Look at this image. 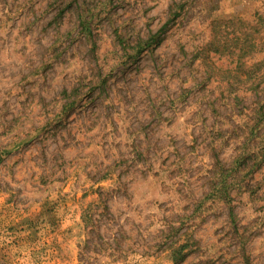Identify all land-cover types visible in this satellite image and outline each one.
Here are the masks:
<instances>
[{
    "label": "rangeland",
    "instance_id": "1",
    "mask_svg": "<svg viewBox=\"0 0 264 264\" xmlns=\"http://www.w3.org/2000/svg\"><path fill=\"white\" fill-rule=\"evenodd\" d=\"M0 264H264V0H0Z\"/></svg>",
    "mask_w": 264,
    "mask_h": 264
},
{
    "label": "trees",
    "instance_id": "2",
    "mask_svg": "<svg viewBox=\"0 0 264 264\" xmlns=\"http://www.w3.org/2000/svg\"><path fill=\"white\" fill-rule=\"evenodd\" d=\"M178 17L177 12H173L171 18L166 22L160 29H158L155 33L150 35V37L145 40V44L147 47L152 46V45H160L163 41L164 35L167 31V28L169 26L170 22H174Z\"/></svg>",
    "mask_w": 264,
    "mask_h": 264
}]
</instances>
